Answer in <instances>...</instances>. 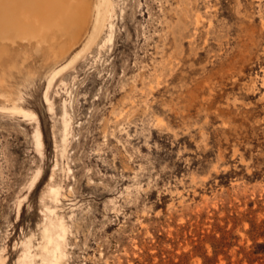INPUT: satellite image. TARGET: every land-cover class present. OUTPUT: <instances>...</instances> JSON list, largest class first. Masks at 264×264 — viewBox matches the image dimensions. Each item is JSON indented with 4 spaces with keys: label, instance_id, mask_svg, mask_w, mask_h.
I'll list each match as a JSON object with an SVG mask.
<instances>
[{
    "label": "rangeland",
    "instance_id": "obj_1",
    "mask_svg": "<svg viewBox=\"0 0 264 264\" xmlns=\"http://www.w3.org/2000/svg\"><path fill=\"white\" fill-rule=\"evenodd\" d=\"M72 2L0 0V264H264V0Z\"/></svg>",
    "mask_w": 264,
    "mask_h": 264
},
{
    "label": "bare ground",
    "instance_id": "obj_2",
    "mask_svg": "<svg viewBox=\"0 0 264 264\" xmlns=\"http://www.w3.org/2000/svg\"><path fill=\"white\" fill-rule=\"evenodd\" d=\"M72 1H74L75 3H76V12H77V15L79 16V14L78 13H80L81 14V17L83 16V14H85V12H86V9L87 8H84V5H85V0H71V2ZM73 3V2H72ZM102 4V3H101ZM95 5H96V3H95ZM74 6V5H73ZM95 7H97V5L95 6ZM98 8V7H97ZM100 9V8H99ZM98 9V10H99ZM45 237H47V236H45ZM48 239H49V242L50 243H54V234H53V230H51V231H49V233H48V237H47ZM53 263V262H52Z\"/></svg>",
    "mask_w": 264,
    "mask_h": 264
}]
</instances>
